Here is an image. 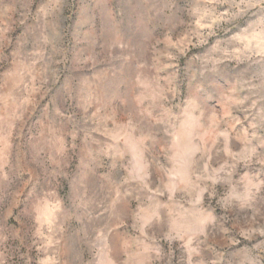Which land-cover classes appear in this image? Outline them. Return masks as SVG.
I'll list each match as a JSON object with an SVG mask.
<instances>
[{"label": "rangeland", "instance_id": "374dc122", "mask_svg": "<svg viewBox=\"0 0 264 264\" xmlns=\"http://www.w3.org/2000/svg\"><path fill=\"white\" fill-rule=\"evenodd\" d=\"M0 264H264V0H0Z\"/></svg>", "mask_w": 264, "mask_h": 264}]
</instances>
